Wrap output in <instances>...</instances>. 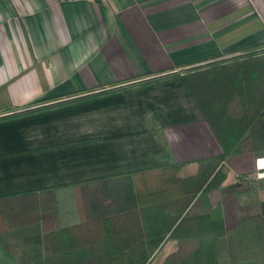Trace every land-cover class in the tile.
<instances>
[{
  "label": "crops",
  "instance_id": "0c3cea01",
  "mask_svg": "<svg viewBox=\"0 0 264 264\" xmlns=\"http://www.w3.org/2000/svg\"><path fill=\"white\" fill-rule=\"evenodd\" d=\"M254 49H264V0H0V199H11L3 215L21 221L44 190L168 165L145 112L188 174L222 154L181 75ZM257 157L264 167V151L233 156L232 173ZM257 185L264 199V178ZM239 202L213 190L203 206H219L231 227ZM51 220L0 232V264H38ZM176 248L168 239L151 264Z\"/></svg>",
  "mask_w": 264,
  "mask_h": 264
},
{
  "label": "trees",
  "instance_id": "16d2710c",
  "mask_svg": "<svg viewBox=\"0 0 264 264\" xmlns=\"http://www.w3.org/2000/svg\"><path fill=\"white\" fill-rule=\"evenodd\" d=\"M181 77L222 154L198 160L188 174L186 164L171 157L163 133L155 129L158 122L149 121L145 112L170 158L168 165L41 191L39 204L32 203L34 212L19 222H10L0 210V232L53 217L43 223L42 244L34 251L38 264H151L168 239L177 248L159 264H220L221 255L225 264H264V199L249 185L253 168L234 174L230 164L235 155L264 151V49L187 69ZM79 98L84 97L72 100ZM243 182L248 185L240 189ZM213 190L238 197L233 226H225L219 206H203ZM10 200L0 199V205ZM14 248L22 261V244Z\"/></svg>",
  "mask_w": 264,
  "mask_h": 264
},
{
  "label": "rangeland",
  "instance_id": "374dc122",
  "mask_svg": "<svg viewBox=\"0 0 264 264\" xmlns=\"http://www.w3.org/2000/svg\"><path fill=\"white\" fill-rule=\"evenodd\" d=\"M256 161V160H255ZM254 161L253 163V171L250 172V175H249V180L248 182H250L251 184H253V186H258L257 185V182L259 181V178H258V173L261 174L262 172H258L257 169H256V162ZM231 165L234 164L233 162L230 163ZM261 179V178H260ZM243 183H247V182H243ZM243 183L241 184V186H243ZM158 258L155 259V261H157ZM156 263V262H155Z\"/></svg>",
  "mask_w": 264,
  "mask_h": 264
},
{
  "label": "built area",
  "instance_id": "2783aa9c",
  "mask_svg": "<svg viewBox=\"0 0 264 264\" xmlns=\"http://www.w3.org/2000/svg\"><path fill=\"white\" fill-rule=\"evenodd\" d=\"M256 163V169H257V171L258 172H262L261 174H259L258 173V178L260 179V178H264V167H260L259 166V159H258V157L256 158V161H255Z\"/></svg>",
  "mask_w": 264,
  "mask_h": 264
}]
</instances>
